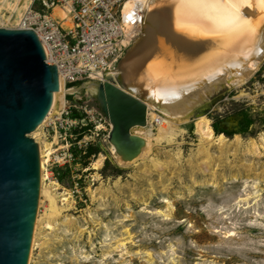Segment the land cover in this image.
Instances as JSON below:
<instances>
[{
	"label": "rangeland",
	"instance_id": "rangeland-1",
	"mask_svg": "<svg viewBox=\"0 0 264 264\" xmlns=\"http://www.w3.org/2000/svg\"><path fill=\"white\" fill-rule=\"evenodd\" d=\"M90 81L68 98L101 112ZM208 99L175 141H153L150 156L132 165L109 157L107 130L93 123L94 153L83 148L61 170L71 205L42 223L28 264H264V58L242 86L223 84ZM201 115L215 133L208 154L199 152ZM100 154L107 158L94 169ZM38 210L45 214L40 200Z\"/></svg>",
	"mask_w": 264,
	"mask_h": 264
},
{
	"label": "water",
	"instance_id": "water-1",
	"mask_svg": "<svg viewBox=\"0 0 264 264\" xmlns=\"http://www.w3.org/2000/svg\"><path fill=\"white\" fill-rule=\"evenodd\" d=\"M255 2L249 0L252 21L258 15ZM173 15L172 6H153L116 74L97 80L93 95L112 124L109 141L123 160L138 156L146 143L133 129L147 125L152 100L145 79L156 74L153 66L165 59L168 68L158 70V79L178 82L202 60L205 41L177 29ZM46 58L34 30L0 26V264L29 263L42 170L40 144L31 133L60 89L59 70Z\"/></svg>",
	"mask_w": 264,
	"mask_h": 264
},
{
	"label": "bare ground",
	"instance_id": "bare-ground-1",
	"mask_svg": "<svg viewBox=\"0 0 264 264\" xmlns=\"http://www.w3.org/2000/svg\"><path fill=\"white\" fill-rule=\"evenodd\" d=\"M235 2L239 6L233 10L227 6L226 2L216 9H189L186 7L185 0H127L125 10H134L139 13L142 18V27L147 12L153 6H172L176 28L202 39L206 46L200 55L202 60L197 65H193V68L190 67L191 72L185 74L186 76L183 78L180 77L178 79L180 82H176L177 80L169 83L160 82L158 72L161 71L158 70L168 67L159 64L160 62L153 66L154 70L157 71L156 74H149L145 79L146 87L150 90L149 99L152 100L147 102V125L133 129L135 132V128L141 127L138 133H135L142 136L146 143L140 154L128 161L119 156L112 144L109 153L111 159L127 166L136 164L150 156L153 141L165 139L172 142L177 134L183 130L181 124L187 122L196 108L203 104L211 94L218 91L223 84L230 87H240L254 74L264 58V1L256 0L258 15L254 21L251 20L253 11L250 8L249 0H235ZM31 4L32 0H0V26L9 28L23 26L24 17ZM54 14L60 18L67 16L66 12L59 7L54 10ZM68 24L69 22L65 23V25ZM187 67L189 68V66ZM110 74L114 76L116 70L108 75ZM153 77L156 79H152ZM93 79L84 85L92 94L97 90V80H105L106 78L102 75H95ZM64 84V77L60 74V89L54 93L52 108L37 129L31 133V136L40 144L42 170L39 200L40 205H45V214H41V211L38 210L30 262L37 245L42 223L45 220L50 222L56 219L65 207L64 205H71L73 196L69 190L62 186L59 180L52 178L51 174L46 172L53 143L57 139L55 138L53 143L48 141L43 129L54 115L59 114L61 107L65 104ZM74 90L75 88L71 89V91ZM153 122L156 123L157 132L153 131ZM196 128L201 135L199 152L205 154L208 152V146L214 143L215 133L211 126V119L204 115L199 116L196 121ZM225 138L224 134H219L216 140L224 144ZM262 141H264V134ZM251 145L252 148L256 145L254 139L251 141ZM106 158V155L100 154L93 163L94 169H100ZM155 164L160 165V162ZM59 202H62L63 206H59ZM125 244L123 241L118 246Z\"/></svg>",
	"mask_w": 264,
	"mask_h": 264
},
{
	"label": "built area",
	"instance_id": "built-area-1",
	"mask_svg": "<svg viewBox=\"0 0 264 264\" xmlns=\"http://www.w3.org/2000/svg\"><path fill=\"white\" fill-rule=\"evenodd\" d=\"M127 0H32L22 29L34 30L45 49L46 61L56 65L64 77L65 104L45 125L44 133L53 143L46 172L60 180L62 169L77 159L83 148L93 145V123L107 130L112 124L103 111L88 108L86 100L71 101V83L91 80L95 75L114 73L126 49L142 33V18L125 10ZM59 7L67 16L54 14ZM69 20V21H67ZM69 22L68 25H65ZM96 111V112H95ZM96 125L97 129L99 127ZM86 128V129H84ZM96 143V142H95ZM110 143V141H109ZM41 155V154H40ZM56 171V172H55Z\"/></svg>",
	"mask_w": 264,
	"mask_h": 264
},
{
	"label": "snow or ice",
	"instance_id": "snow-or-ice-1",
	"mask_svg": "<svg viewBox=\"0 0 264 264\" xmlns=\"http://www.w3.org/2000/svg\"><path fill=\"white\" fill-rule=\"evenodd\" d=\"M225 2L233 10L239 6L235 0H185L186 7L189 9H216Z\"/></svg>",
	"mask_w": 264,
	"mask_h": 264
},
{
	"label": "trees",
	"instance_id": "trees-1",
	"mask_svg": "<svg viewBox=\"0 0 264 264\" xmlns=\"http://www.w3.org/2000/svg\"><path fill=\"white\" fill-rule=\"evenodd\" d=\"M78 83H80V82H75V83H71V84H69V86L71 87V86H74V85H77ZM71 97V96H70ZM218 124L217 123H215L214 124V128L216 129V130H218ZM84 129H86V128H84ZM94 149H95V147H93L92 145L87 149L88 151V155H90V154H93L94 153Z\"/></svg>",
	"mask_w": 264,
	"mask_h": 264
}]
</instances>
